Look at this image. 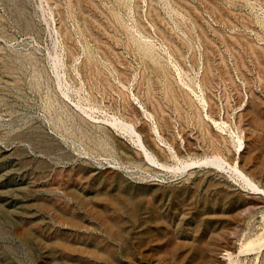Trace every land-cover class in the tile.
I'll list each match as a JSON object with an SVG mask.
<instances>
[{"label":"rangeland","instance_id":"1","mask_svg":"<svg viewBox=\"0 0 264 264\" xmlns=\"http://www.w3.org/2000/svg\"><path fill=\"white\" fill-rule=\"evenodd\" d=\"M0 264H264V0H0Z\"/></svg>","mask_w":264,"mask_h":264}]
</instances>
